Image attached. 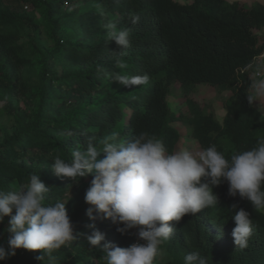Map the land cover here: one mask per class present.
<instances>
[{"label":"trees","instance_id":"obj_1","mask_svg":"<svg viewBox=\"0 0 264 264\" xmlns=\"http://www.w3.org/2000/svg\"><path fill=\"white\" fill-rule=\"evenodd\" d=\"M13 3L11 9L0 0V101L11 109L10 98L31 87L22 79L23 69L31 63L39 68L40 84L32 87L37 97L32 120L26 125L15 124L11 133L0 139V189L11 190L26 182L30 174H37L51 188L47 203H67L77 239L54 252L56 264H106L104 251L90 246L86 239L93 223L105 235L101 245L112 242L127 247L136 242L132 229L121 234L109 219H89L84 197L93 177L80 178L79 184L57 177L51 170L56 155L70 159L73 150L86 148L88 136H94L99 144L114 132L121 142L148 132L174 152L179 133L173 124L181 121L190 127L201 149L215 144L226 155L248 150L264 136V116L247 99L254 83L251 73L257 67L254 60L264 52V35L255 33L264 30V3L254 7L227 0ZM75 4L77 9L59 24L56 19L64 14V6ZM26 6L43 12L55 41L53 49L45 55L37 53L33 62L25 45L19 43L20 35L12 30L23 24L31 33L37 32V24L22 10ZM133 15L140 17L135 25L130 21ZM110 20L117 21L118 28H131L132 47L122 50L114 41L107 42L103 25ZM31 42L32 49L37 45L35 36ZM117 58L127 63V69L116 67ZM51 61L76 72L57 74ZM113 72L147 73L150 80L125 87L111 81L109 74ZM176 82L183 97L199 84L229 92L222 123L212 113L202 114L190 100L186 101L190 116L175 115L167 97ZM213 191L219 197L218 206L169 222L174 233L161 245L168 257L161 264H184V256L190 252L206 256L208 264H264V210L253 208L239 195L229 196L227 182ZM233 204L248 211L253 221L254 232L244 249L235 246L231 235L235 227ZM0 244L7 247V233L1 230ZM41 254L21 248L0 264H48L47 259H36Z\"/></svg>","mask_w":264,"mask_h":264},{"label":"clouds","instance_id":"obj_2","mask_svg":"<svg viewBox=\"0 0 264 264\" xmlns=\"http://www.w3.org/2000/svg\"><path fill=\"white\" fill-rule=\"evenodd\" d=\"M139 20L138 15L130 17L132 25ZM103 27L107 42L114 41L122 50L132 47L131 28H118V22L112 20ZM115 64L119 69L128 67L120 58ZM109 78L125 87L141 86L150 80L147 73L113 72ZM252 88L249 104L264 97V79L255 81ZM118 136L114 132L99 144L94 136H88L86 148L73 150L70 159L56 155L51 163L57 177L70 178L75 184L80 178L93 177L84 197L90 220L95 221L97 216L109 219L121 234L138 229L139 239L146 242L127 247L112 242L101 245L105 235L94 223L89 225L93 230L86 239L90 246L104 251L106 264H155L161 245L173 236L169 222L218 206L220 200L213 188L225 182L229 196L239 195L253 208L264 210V136L254 147L230 155L215 144L199 151L181 148L169 152L160 138L148 132L125 142ZM101 154L103 158H99ZM50 189L37 174H30L26 182L11 190L0 189V224L10 217L5 228L7 247L0 244V261L15 256L22 248L39 250L42 254L36 257L38 261L47 259L48 264H56L54 252L76 241L67 203L46 202ZM231 209L234 244L247 248L254 232L251 215L236 204ZM184 264H208V260L199 252H190L184 256Z\"/></svg>","mask_w":264,"mask_h":264},{"label":"rangeland","instance_id":"obj_3","mask_svg":"<svg viewBox=\"0 0 264 264\" xmlns=\"http://www.w3.org/2000/svg\"><path fill=\"white\" fill-rule=\"evenodd\" d=\"M49 3H53L55 0H46ZM179 3H185V0H173ZM239 2L245 4L248 7H254L256 5H260L264 3V0H227V3ZM3 6L14 8L13 0H3ZM77 4L74 6H64V14L58 17L56 20L59 24H64L65 18L70 16L71 11L77 9ZM27 8H22L23 12L30 16L34 22L37 24V32L35 34L31 33L30 29L25 27L23 24H17L12 28L13 31H17L20 35L19 43L25 45V49L27 54L30 56V61H34L33 56L37 55H45L46 50H51L55 46V41L50 35V30L48 28L47 23L44 20L43 12L40 10H33L31 7L26 6ZM256 34L264 35V30L255 31ZM33 36H35L37 40V45L32 47L35 49L33 51L31 49V41ZM53 71L57 74L65 73V74H73L76 70L66 69L63 65L54 64L52 61L50 62ZM50 66V64H49ZM22 79L25 80V83L30 88L23 89V93H18V95L10 98L11 101V109L5 105V101H0V139L11 133L14 129L15 124L18 123H28L32 120V111L34 109V104L37 101L36 95L33 93L32 87L40 84V76H39V68L36 64H30L26 66L22 71ZM254 81V80H253ZM255 82V81H254ZM171 94L167 97V104L170 110L175 114H182L184 116H190V112L187 106L186 101L190 100L197 105L198 111L202 114L212 113L215 119L222 123V120L225 116L224 103L230 97L229 92H219L216 88L199 84L191 90L186 96L183 97V90L178 82L174 83L172 86ZM253 93V89L251 90V94ZM254 108L264 116V97H260L258 101L253 103ZM70 110H68L69 112ZM176 130L179 133V140L176 146V150L181 148H188L192 151L202 150L198 143L191 136L190 127L184 122H176L173 124ZM175 150V151H176ZM80 188V186H78ZM70 194H68L65 198H68ZM10 218L5 217L4 223L0 224V230L5 232V228L8 225V221ZM136 233V242L135 243H146L139 239L137 233L138 229H132ZM167 254L163 249H160L159 255L156 259L155 264H161L167 259Z\"/></svg>","mask_w":264,"mask_h":264},{"label":"built area","instance_id":"obj_4","mask_svg":"<svg viewBox=\"0 0 264 264\" xmlns=\"http://www.w3.org/2000/svg\"><path fill=\"white\" fill-rule=\"evenodd\" d=\"M254 64L257 66L251 73L252 79L257 81L258 79H264V52L254 60Z\"/></svg>","mask_w":264,"mask_h":264},{"label":"crops","instance_id":"obj_5","mask_svg":"<svg viewBox=\"0 0 264 264\" xmlns=\"http://www.w3.org/2000/svg\"><path fill=\"white\" fill-rule=\"evenodd\" d=\"M256 109V108H255Z\"/></svg>","mask_w":264,"mask_h":264}]
</instances>
